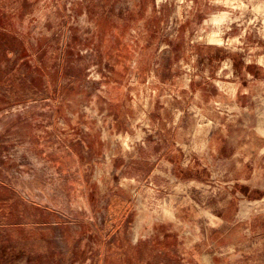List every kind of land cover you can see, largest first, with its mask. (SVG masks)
I'll list each match as a JSON object with an SVG mask.
<instances>
[{"label":"rangeland","instance_id":"1","mask_svg":"<svg viewBox=\"0 0 264 264\" xmlns=\"http://www.w3.org/2000/svg\"><path fill=\"white\" fill-rule=\"evenodd\" d=\"M225 60L233 82L264 85V0H0V264H29L22 248L40 264H178L172 251L188 264H264V204L239 221L236 190L175 182L162 163L155 173L157 127L141 116L156 104L107 95L131 65L181 85L207 79L202 64L217 81ZM248 108L237 142L264 124V94ZM241 154L221 159L227 185Z\"/></svg>","mask_w":264,"mask_h":264},{"label":"crops","instance_id":"2","mask_svg":"<svg viewBox=\"0 0 264 264\" xmlns=\"http://www.w3.org/2000/svg\"><path fill=\"white\" fill-rule=\"evenodd\" d=\"M136 60L138 62L140 60L137 54L132 62L133 65ZM225 65L227 66L226 60L218 64L214 72L217 81L207 83L212 79V72L207 68L208 65L204 67L202 64L200 70L207 79L202 77L201 83L189 80V83L181 85L164 83L161 79L156 82L155 74L152 72L148 75L145 65L135 68L131 65L117 71V76L124 77L123 84H119L120 80L117 81L118 83L108 82L106 88H108V97L119 99L116 101L122 102L123 107L128 106L132 94L136 96L138 105L143 108L151 103L156 104V110L149 111L148 116L146 114L141 116L142 120L146 119V122L154 121L157 127L153 136L155 140L151 143L155 173H159V163H162L168 168L175 182L181 181L179 178L185 182L198 179L204 183L218 182L224 189L236 190L234 196L231 195L230 201L238 205L234 218H239L240 221L258 213H244L245 206L253 204L257 207L264 204V178L260 180L262 157L259 158L264 156V124L260 122L259 125V119L256 118L255 127L247 129L240 141L237 142L235 139V131L243 127V115L248 114L250 112L248 107L256 98L264 94V85L255 84L254 80L250 79L249 73L246 74L245 79L233 82L228 73L233 74L234 67L227 71L229 69ZM107 75L113 76L109 72ZM133 76L136 77L135 83L126 84ZM169 100L172 107L174 103L178 105V108H169L167 105ZM181 103L184 105H180ZM159 111L166 112L167 118L159 114ZM253 112H257V108ZM125 120L127 124L134 126L138 124L139 127L146 124L141 120L132 121L130 115H126ZM115 122L108 121V124ZM102 138L110 140L109 146L112 150L118 146V143L111 140L112 134L109 128L103 132ZM243 149L251 156L241 161L240 169H236L238 175L227 185L223 179L224 175L218 177L219 173L224 174L229 171V169L225 171L221 168L223 162L221 159L225 158L227 165L228 162L236 160ZM146 155H148L147 151ZM143 176L146 177V174ZM119 187L126 190L121 185ZM129 192L135 193L134 190ZM232 209V207L226 209L221 212V215H226ZM146 234L151 235L147 232ZM211 245L219 250L224 248L217 247L215 243ZM135 246L132 245V247ZM175 253L172 251L171 256L177 260L178 264H188L178 253Z\"/></svg>","mask_w":264,"mask_h":264},{"label":"trees","instance_id":"3","mask_svg":"<svg viewBox=\"0 0 264 264\" xmlns=\"http://www.w3.org/2000/svg\"><path fill=\"white\" fill-rule=\"evenodd\" d=\"M18 253V252H17ZM21 253L26 255L28 261H29V264H40V258L39 260L38 259H33V255H35L33 252H29V251H25L23 248L21 249ZM17 256V255H15ZM40 257H42V255H39Z\"/></svg>","mask_w":264,"mask_h":264}]
</instances>
